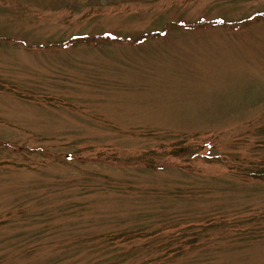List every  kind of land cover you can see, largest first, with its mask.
<instances>
[{"label": "rangeland", "instance_id": "1", "mask_svg": "<svg viewBox=\"0 0 264 264\" xmlns=\"http://www.w3.org/2000/svg\"><path fill=\"white\" fill-rule=\"evenodd\" d=\"M263 164L264 0H0V264H264Z\"/></svg>", "mask_w": 264, "mask_h": 264}, {"label": "trees", "instance_id": "2", "mask_svg": "<svg viewBox=\"0 0 264 264\" xmlns=\"http://www.w3.org/2000/svg\"><path fill=\"white\" fill-rule=\"evenodd\" d=\"M252 167V166H251ZM261 168L263 169H256V170H253V167L251 168V170H248L246 171L247 174H244L246 176H255V177H264V164L263 166H261ZM254 171V172H253ZM250 172V173H249ZM249 173V174H248ZM154 221V220H153ZM153 221H149L145 224H138V226H133L135 228L132 227V229H135V230H126V232H128V234L130 235L129 238L132 239V238H135L141 234H144L145 236L148 234L149 231H145V226H149L150 223H152ZM145 222V221H144ZM156 223H162V222H158L156 221ZM147 232V233H146ZM156 232H159V230H154L153 232L151 231L150 233L151 234H154ZM150 235V234H149ZM107 239H110L107 237ZM114 239V238H113ZM129 260V258H128Z\"/></svg>", "mask_w": 264, "mask_h": 264}]
</instances>
